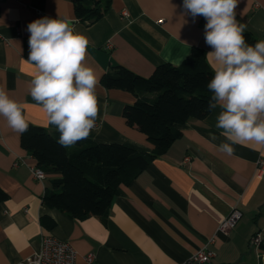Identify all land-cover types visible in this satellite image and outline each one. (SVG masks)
Instances as JSON below:
<instances>
[{"label": "crops", "instance_id": "obj_1", "mask_svg": "<svg viewBox=\"0 0 264 264\" xmlns=\"http://www.w3.org/2000/svg\"><path fill=\"white\" fill-rule=\"evenodd\" d=\"M182 3L111 0L101 18L85 24L76 18L71 0H0V88L23 105L29 124L57 130L29 92L36 69L27 59V26L42 17L74 21L75 30L89 39L87 63L100 78L113 64L149 76L160 63L179 64L195 46L213 69L205 43L206 20L198 16L193 21ZM236 12L245 30L264 40V0H239ZM96 94L99 115L89 138L149 151L152 145L145 134L122 115L134 95L106 88L100 80ZM220 111L217 107L183 123L181 135L164 153L119 185L105 220L74 219L46 205L42 196L56 173H45L43 179L33 176L35 158L0 116V188L7 195L0 201V264H18L35 254L42 233L68 241L77 252V264H86L87 253L100 264H182L205 244L214 252L207 264H264V249L250 244L254 233L264 236V178L255 172L256 160H264V145L235 144L232 156L218 152V145L227 142L215 126ZM235 206L241 218L228 231H220L219 224ZM43 217L54 226L47 228Z\"/></svg>", "mask_w": 264, "mask_h": 264}, {"label": "clouds", "instance_id": "obj_2", "mask_svg": "<svg viewBox=\"0 0 264 264\" xmlns=\"http://www.w3.org/2000/svg\"><path fill=\"white\" fill-rule=\"evenodd\" d=\"M239 0H183L185 15L202 16L207 53L214 75L207 84L212 93L209 111L220 108L216 128L227 142L218 152L234 155L233 145H264V40L254 45L243 35L246 24L237 20ZM242 15V13H241ZM27 59L36 73L29 89L42 106L49 125L59 132L57 143L72 147L96 130L99 103L96 89L100 75L87 63L89 39L77 32L74 21L42 17L28 24ZM0 116L17 134L29 129L23 105L0 88ZM217 137L213 134L212 139Z\"/></svg>", "mask_w": 264, "mask_h": 264}, {"label": "trees", "instance_id": "obj_3", "mask_svg": "<svg viewBox=\"0 0 264 264\" xmlns=\"http://www.w3.org/2000/svg\"><path fill=\"white\" fill-rule=\"evenodd\" d=\"M111 0H71L76 18L90 24L101 18ZM248 44L257 42L245 30ZM214 75L203 50L192 47L177 65L163 62L149 76L139 75L127 67L113 64L104 72L100 83L106 88L131 92L135 100L123 107L122 115L135 125L152 145L149 151L120 142H97L88 138L69 148L57 143L59 132L29 124L20 134V145L36 160L50 178L42 201L74 219L89 216L105 220L112 198L120 184H127L141 173L149 162L164 153L181 135L180 126L190 119L209 113L207 104L212 93L207 89ZM0 188V201L6 198ZM47 228L54 221L43 217ZM264 249V236L260 244Z\"/></svg>", "mask_w": 264, "mask_h": 264}, {"label": "built area", "instance_id": "obj_4", "mask_svg": "<svg viewBox=\"0 0 264 264\" xmlns=\"http://www.w3.org/2000/svg\"><path fill=\"white\" fill-rule=\"evenodd\" d=\"M158 21L161 22L162 19ZM255 166L256 176L264 178V160L258 158ZM31 173L37 179L45 177V172L36 165L31 167ZM241 216L242 212L240 208L237 206L233 207L229 214L221 221L218 229L220 231H228L236 225ZM262 240V234L256 232L250 237V244L258 249ZM212 241L213 238L208 243ZM76 256V250L68 241L59 240L50 234L42 233L39 240V250L32 256L21 260L18 264H77ZM213 256V250L205 244L196 249L182 264H207ZM84 259L86 264H100L96 261L93 253H87Z\"/></svg>", "mask_w": 264, "mask_h": 264}]
</instances>
